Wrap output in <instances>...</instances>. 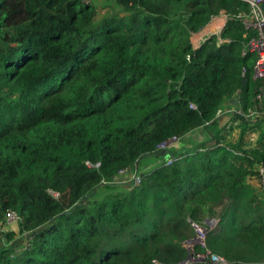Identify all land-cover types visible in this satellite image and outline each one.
Listing matches in <instances>:
<instances>
[{"label":"trees","instance_id":"16d2710c","mask_svg":"<svg viewBox=\"0 0 264 264\" xmlns=\"http://www.w3.org/2000/svg\"><path fill=\"white\" fill-rule=\"evenodd\" d=\"M249 13L238 0H0V264H179L207 219L212 253L264 261ZM174 138L192 141L178 157L161 149ZM132 169L140 184L115 182Z\"/></svg>","mask_w":264,"mask_h":264},{"label":"built area","instance_id":"2783aa9c","mask_svg":"<svg viewBox=\"0 0 264 264\" xmlns=\"http://www.w3.org/2000/svg\"><path fill=\"white\" fill-rule=\"evenodd\" d=\"M90 2V0H86ZM244 4H247L250 13L246 16L240 15L239 18L243 20V25L245 30L252 32V38L245 45L244 53L247 51L254 53L257 57L255 69H254V79L264 80V0H238ZM225 22H227L228 16L225 12L222 13ZM202 41L193 43L195 48H199ZM258 100L264 103V87L260 89L258 94ZM192 108H195L192 106ZM181 142V140L174 138L170 142L165 143L161 146V149H168L173 152L176 144ZM176 162L174 156L168 159V166L173 165ZM135 175L134 181L140 184L141 180L136 176V170L132 169L130 171L122 172L120 175L126 174ZM117 182V180H115ZM257 183L261 190L264 192V166L259 167L257 175ZM7 224L4 230L10 226H16L19 223V216L15 212H9L6 214ZM219 222L216 219H207L205 224L198 225L194 224L195 236L191 240L184 243V248L187 251V259L179 264H238L231 262L226 258L212 253L206 245L208 235L211 231L218 227ZM34 236L29 235L26 241L29 242L33 240ZM18 252V251H17ZM154 264H161L158 261H154ZM255 264H264V261Z\"/></svg>","mask_w":264,"mask_h":264},{"label":"crops","instance_id":"0c3cea01","mask_svg":"<svg viewBox=\"0 0 264 264\" xmlns=\"http://www.w3.org/2000/svg\"><path fill=\"white\" fill-rule=\"evenodd\" d=\"M220 22V23H219ZM226 25V22L222 19V15L219 18H216L213 20V22L206 27L201 33L197 34L194 36L193 38V43L198 42V41H202V43L204 42L203 38L204 36H211V35H218L219 33H221V31L223 30L224 26ZM237 106L235 105V103L233 101H231L230 103L226 104L224 106L223 109V113H221L220 116H226V115H230L231 113H233L234 111H237ZM198 141H200V139L195 138ZM191 140H181V143L179 145L183 147L182 148H177L178 145L176 147H174V152L175 154L179 155L180 153H184L188 150V148L190 147L189 143H191Z\"/></svg>","mask_w":264,"mask_h":264},{"label":"rangeland","instance_id":"374dc122","mask_svg":"<svg viewBox=\"0 0 264 264\" xmlns=\"http://www.w3.org/2000/svg\"><path fill=\"white\" fill-rule=\"evenodd\" d=\"M99 1V5L101 6V8L103 9V7L106 5V6H109V2L111 0H98ZM108 8V7H107ZM107 11V10H106ZM103 15V14H102ZM222 19L225 21L224 17H222ZM220 23V22H219ZM210 36H204L203 40L204 42L209 38ZM207 38V39H206ZM181 142H179L178 144L175 145V147L178 145L177 148H182L183 147V144L182 146L179 145ZM179 155L177 154L175 157H178ZM155 162V163H154ZM146 161L143 165H142V170L143 171H149L151 170L152 168H154L156 165H157V162L156 161ZM137 176V174H136ZM134 177L135 175L131 174L130 175H126V174H123V175H120L117 179V183H125V184H129V183H132V181H134ZM6 230L8 232L10 231H15V232H18V228H15V226H10L8 228H6Z\"/></svg>","mask_w":264,"mask_h":264},{"label":"water","instance_id":"95a60500","mask_svg":"<svg viewBox=\"0 0 264 264\" xmlns=\"http://www.w3.org/2000/svg\"><path fill=\"white\" fill-rule=\"evenodd\" d=\"M235 103V101H233Z\"/></svg>","mask_w":264,"mask_h":264},{"label":"bare ground","instance_id":"6f19581e","mask_svg":"<svg viewBox=\"0 0 264 264\" xmlns=\"http://www.w3.org/2000/svg\"><path fill=\"white\" fill-rule=\"evenodd\" d=\"M207 39V38H206Z\"/></svg>","mask_w":264,"mask_h":264}]
</instances>
